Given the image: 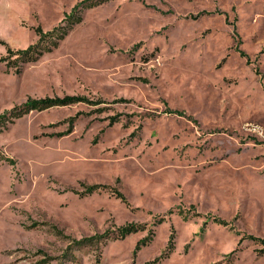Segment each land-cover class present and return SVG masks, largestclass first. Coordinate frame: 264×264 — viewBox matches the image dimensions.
Wrapping results in <instances>:
<instances>
[{
	"label": "rangeland",
	"instance_id": "1",
	"mask_svg": "<svg viewBox=\"0 0 264 264\" xmlns=\"http://www.w3.org/2000/svg\"><path fill=\"white\" fill-rule=\"evenodd\" d=\"M257 126L264 0H0V264H264Z\"/></svg>",
	"mask_w": 264,
	"mask_h": 264
},
{
	"label": "trees",
	"instance_id": "2",
	"mask_svg": "<svg viewBox=\"0 0 264 264\" xmlns=\"http://www.w3.org/2000/svg\"><path fill=\"white\" fill-rule=\"evenodd\" d=\"M80 6V5H79ZM78 7V6H77ZM78 9V8H77ZM76 9V10H77ZM73 15H75V14H73ZM37 33L41 36L40 37V41H45L44 39L45 38H48L49 36H52L51 37V40H53L54 39V37H55V35H53V34H45V33H43L42 32V30L40 29V28H38L37 29ZM2 42V41H1ZM35 46H29L27 49H25V50H20V51H18V53L19 54H22V55H26V56H28V55H30L31 53H33V52H35ZM10 53H12V51L10 50ZM88 100L86 99V98H84V97H75V96H66V97H64V98H60V99H50V98H45V99H41V100H32L31 102H30V107H31V109L32 110H39V111H42V110H45V109H48V108H51V107H53V106H58V105H60V106H64V105H70V104H73V103H80V102H85V103H88L87 102ZM28 107V106H27ZM13 113H14V115L17 117V116H22V113H24V109H23V111H20V110H14L13 111ZM177 115H179V116H185L184 115V113L183 112H177L176 113ZM2 118H4V116L2 117ZM118 119L119 118H117V117H114L113 118V124L115 123V122H117L118 121ZM106 188V186H91V187H89L88 189H89V191L88 192H90V193H92V192H94L95 190H97V189H102V188ZM114 192H115V194H116V196H117V198H120L122 201H125L126 202V200H125V198H124V196L119 192V191H116V190H113ZM220 223H223V222H220ZM131 230L130 229H128V230H126V231H123V233H122V237H124V236H126V233H128V232H130ZM137 231V228H135V227H133L132 226V232H136ZM256 242H261L260 240H257L256 238H253ZM262 243V245H263V247H264V241L263 242H261ZM264 251V250H263ZM171 253V251L170 252H167V255H169ZM166 255V256H167Z\"/></svg>",
	"mask_w": 264,
	"mask_h": 264
},
{
	"label": "built area",
	"instance_id": "3",
	"mask_svg": "<svg viewBox=\"0 0 264 264\" xmlns=\"http://www.w3.org/2000/svg\"><path fill=\"white\" fill-rule=\"evenodd\" d=\"M251 130L256 131L257 133H259L261 136H264V129H262L261 127H253L251 128Z\"/></svg>",
	"mask_w": 264,
	"mask_h": 264
}]
</instances>
